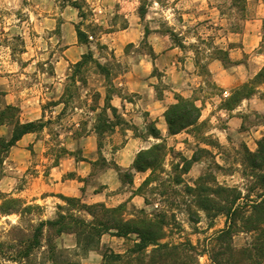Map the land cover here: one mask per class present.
Returning a JSON list of instances; mask_svg holds the SVG:
<instances>
[{
  "label": "rangeland",
  "instance_id": "obj_1",
  "mask_svg": "<svg viewBox=\"0 0 264 264\" xmlns=\"http://www.w3.org/2000/svg\"><path fill=\"white\" fill-rule=\"evenodd\" d=\"M68 1H78L83 5L87 13L84 21ZM230 2L0 0V139L9 140L18 122L41 121L44 124L43 129L29 134L18 149L10 151L0 177V193L12 195L29 205H39L44 219L54 218L57 206L66 205L63 198L73 197L50 192L36 196L28 190L33 178L46 176L63 157L74 156L78 161H87L86 156L97 158L88 176H79L80 182L85 183L84 191L88 185L100 183L105 167L114 166V162H107L104 155L120 149L125 136L142 140L151 137L154 140L146 146L166 145L164 159L141 184L139 176L122 172L119 189L110 194L116 196L115 200L105 205L109 208L116 203L114 207L123 205L127 217L133 218L140 210L129 207L127 202L129 197L140 196L148 201L147 213L167 215L170 225L166 228L164 242L178 244L189 241L202 255L197 259L200 264H223L216 256L221 250L209 242L217 232H209L206 228L207 225L212 226L213 212L204 214L197 205L198 193H187V188L192 187V179L186 176L183 153H187L188 148L177 149L174 142L163 137L162 141H157L151 136L152 128L160 130L156 122L146 123L147 110L141 108L145 125L138 127L127 121L117 109L114 119L108 106L114 94L123 95L118 84L121 80L128 81L127 74L139 76L142 81L152 79L157 98L165 100L158 111L164 106L166 113L180 98L191 100L198 106L199 101L223 94L209 70V65L215 63L229 71L242 64L249 69V77L254 75L248 82L229 90L230 96L226 97L229 106L234 107L243 98L252 96L264 101V75L257 77L264 69V0H248L246 18H242L235 7L227 12ZM141 6L147 11L144 20L139 16ZM79 23H83L82 29L93 37L88 45L78 43L75 25ZM233 25L238 27L237 30H231ZM172 33L182 39L179 42L182 49ZM219 50L229 53L231 64L220 60L216 55ZM89 54L93 60L78 72L75 65ZM185 71L190 72L189 77ZM173 76L176 79L180 77L178 82H172ZM130 82L135 90L144 88L135 78ZM187 84L193 91L190 98L176 90L178 85L188 89ZM137 96L133 93L126 98L136 103ZM9 107L15 111L7 112ZM98 108L100 111L94 113ZM99 119L100 125H104L99 131L100 136L95 129ZM108 121L115 125L113 131L109 130ZM255 121L254 117L249 120L251 123ZM164 124L168 127L166 119ZM117 128L121 136L115 138L113 134ZM195 132L197 136L205 137L204 128L189 130L191 134ZM183 139L189 140L187 136ZM209 141L214 143L212 139ZM199 151L200 154H208ZM234 151L238 158L236 161L243 163V171L229 184L242 189L243 195L255 199L261 190L253 191V188L258 187V178L264 176V170L250 167L245 149ZM210 167L212 171L198 187H206L209 190L206 197L220 202L223 196L210 192L218 189L215 167L213 164ZM71 176L75 174L71 173ZM80 199L87 205L102 204ZM39 217L33 216L34 219ZM197 220L199 222L195 223ZM20 222L17 215L0 217V240L7 237L12 225ZM136 240L134 235L122 239L107 234L96 250L75 260L81 264H102L103 255L108 250L123 254L133 248ZM57 245L61 250L73 253L77 246L76 237L63 235L57 239Z\"/></svg>",
  "mask_w": 264,
  "mask_h": 264
},
{
  "label": "trees",
  "instance_id": "obj_2",
  "mask_svg": "<svg viewBox=\"0 0 264 264\" xmlns=\"http://www.w3.org/2000/svg\"><path fill=\"white\" fill-rule=\"evenodd\" d=\"M230 1V6L226 7L227 12L235 7L240 11L241 17L246 18L248 0ZM68 5L78 11V17L82 21L86 19L87 13L80 2L68 1ZM146 14L145 7L141 6L140 18L144 20ZM82 25L83 23L75 25L78 43L88 45L93 37L82 29ZM237 28L233 25L231 30H237ZM146 32L148 34V30ZM172 36L182 49L183 46L179 43L182 39L173 33ZM216 55L223 63L231 64L228 52L219 50ZM92 60L91 54L84 55L82 61L75 65V69L80 72L81 67ZM263 75L264 69L257 77L260 78ZM108 99L107 96L106 101ZM108 108L116 119L117 110L111 104ZM14 111L15 108H7L9 113ZM200 117L201 109L195 102L184 98H180L165 113L171 135H178L195 127ZM100 120L95 127L99 136V131L104 126L100 125ZM108 124L109 130L113 131L115 125L111 121H108ZM43 128L44 124L41 121L18 122L9 140L0 139V177L12 148L25 135L37 133ZM150 134L155 139L163 140L157 129L152 128ZM165 151L164 144L141 151L134 164L135 170L138 172L150 170L154 173L158 163L164 159ZM247 154L252 169L264 170V138L260 141L256 154L248 152ZM186 165L187 172L189 164L186 163ZM258 179L259 185L253 188V191L259 189L261 192L255 199L250 195H243L239 190L218 186L216 191H210L212 195L223 196L222 201L217 202L206 197L205 194L209 190L204 186L196 189L187 188V193H198L197 205L202 211L207 214L213 212L215 217L224 215L227 219L225 229L209 238V242L215 243L221 250V253H217L216 256L221 258L223 264H264V176ZM147 182L148 180L145 183ZM177 183L181 182L177 181ZM63 200L66 205L57 206L55 217L44 219L41 214L42 207L39 205H29L12 195L0 193V217L17 215L21 220L19 224L10 227L5 239L0 240V264H81L75 258L81 255L87 256L91 251L96 250L101 245L103 236L107 234L122 239H128L134 235L137 240L133 248L123 254L108 250L103 255L102 264H200L197 259L202 255L197 252L196 246L191 242L178 244L164 242L167 238L166 228L170 225L167 215H152L145 210H140L133 218H128L126 207L123 205L109 208L105 204L87 205L80 198H63ZM146 204L148 205L147 200ZM33 216L40 217L34 219ZM198 222L199 220L195 221V223ZM66 234L76 237L77 246L73 253L61 250L57 245V239ZM238 234H244L249 238L247 246L242 249H236L233 245V237Z\"/></svg>",
  "mask_w": 264,
  "mask_h": 264
},
{
  "label": "crops",
  "instance_id": "obj_3",
  "mask_svg": "<svg viewBox=\"0 0 264 264\" xmlns=\"http://www.w3.org/2000/svg\"><path fill=\"white\" fill-rule=\"evenodd\" d=\"M188 70L190 71V69ZM209 70L216 86L223 94L212 96V98H207L205 101H199L198 107L201 109V117L197 125L178 135H171L168 127L164 124V112L166 108L163 106V109L157 110L158 107H162L165 100L157 98V92L152 85V79H143L142 81V79H139V76L134 77L131 74H127L128 81L124 82L121 80L118 84L123 95L114 94L110 102L127 121H132L138 127L142 124L145 125V118H143L141 108L142 110H147L149 115H147L146 123L156 122L161 136L167 141L174 142L173 146H176L177 149L185 146L188 148V152L183 153V156L186 158L185 162L189 164L186 176L192 179L190 184L193 189H196L205 176L212 171L210 164H213L215 175L217 176L215 181L218 186L242 192V189L229 184L230 180L236 178L237 175H241L243 171V163L236 161L238 158L234 150L245 149L250 154L258 152L259 143L264 138V101L257 96H252L242 99L234 107L228 105L224 95L230 96L229 90L232 87L240 86L254 76L253 74L250 77L248 76L249 69L245 65H235L232 71H229L222 65L215 63L209 65ZM250 70H252L251 67ZM189 71H185L187 77L190 76ZM131 78L138 80L144 88L135 90L132 87L133 84L130 82ZM179 78L177 77L176 79L173 76L172 82H178ZM187 88L184 89L178 85L176 90L180 91L185 98H190L193 95V91L188 84ZM133 93L138 94L137 98H135L136 103L126 98V96ZM101 101L103 103L104 95H102ZM99 111L100 108L94 113ZM253 117L256 121L253 123L249 122ZM200 127L205 129V137L197 136V132L195 134L189 133V130ZM116 130L113 137L121 136L119 129L117 128ZM126 133H130V130H126ZM27 136L29 134L25 135L12 149H18V146L22 144ZM183 136H187L189 140L183 139ZM211 139L214 143H210L209 140ZM151 140L154 139L148 137L147 140H142L141 138L129 135L125 136L124 145L120 149L111 154L104 155L107 162H114V166L112 168L105 167L101 172L100 183L97 185L90 184L84 191L82 188L85 183L80 182L79 176L82 178L88 176L97 162V158L86 156L87 161H78L74 156L60 158L58 163L52 166L46 176L33 178L28 190L36 196L47 192L60 193L74 198H83L87 203L109 205L111 203L110 200H115L116 197L110 194L116 192L121 185L119 179L120 172H130L139 176L140 184L149 176L150 170L138 172L135 170L134 164L137 155L141 151L150 149L146 145ZM157 141L162 140L157 139ZM199 150L208 154H200ZM71 173H74L75 176H71ZM116 204H112L111 206L114 207ZM127 205L137 210H148L149 208L144 198L140 196L129 197ZM202 212L207 214L204 211ZM226 221L227 219L224 215H218L214 217L212 226L207 225L206 228L209 232H219L225 229ZM248 242L249 238L244 234H238L233 237V245L236 249L246 247Z\"/></svg>",
  "mask_w": 264,
  "mask_h": 264
},
{
  "label": "built area",
  "instance_id": "obj_4",
  "mask_svg": "<svg viewBox=\"0 0 264 264\" xmlns=\"http://www.w3.org/2000/svg\"><path fill=\"white\" fill-rule=\"evenodd\" d=\"M225 97H227V95H225Z\"/></svg>",
  "mask_w": 264,
  "mask_h": 264
}]
</instances>
